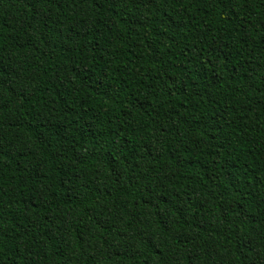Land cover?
Wrapping results in <instances>:
<instances>
[{
	"label": "trees",
	"instance_id": "obj_1",
	"mask_svg": "<svg viewBox=\"0 0 264 264\" xmlns=\"http://www.w3.org/2000/svg\"><path fill=\"white\" fill-rule=\"evenodd\" d=\"M0 264H264V0H0Z\"/></svg>",
	"mask_w": 264,
	"mask_h": 264
}]
</instances>
